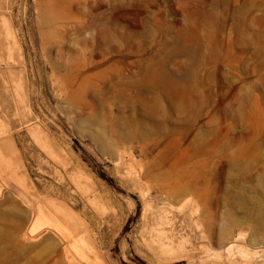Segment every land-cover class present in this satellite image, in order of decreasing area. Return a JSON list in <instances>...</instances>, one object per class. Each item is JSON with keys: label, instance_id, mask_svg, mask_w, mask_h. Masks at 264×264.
I'll use <instances>...</instances> for the list:
<instances>
[{"label": "rangeland", "instance_id": "obj_1", "mask_svg": "<svg viewBox=\"0 0 264 264\" xmlns=\"http://www.w3.org/2000/svg\"><path fill=\"white\" fill-rule=\"evenodd\" d=\"M261 217L264 0H0V264H264Z\"/></svg>", "mask_w": 264, "mask_h": 264}, {"label": "bare ground", "instance_id": "obj_2", "mask_svg": "<svg viewBox=\"0 0 264 264\" xmlns=\"http://www.w3.org/2000/svg\"><path fill=\"white\" fill-rule=\"evenodd\" d=\"M138 90H139V92H141L142 89L140 88V86H138ZM151 103H152V102H151ZM152 104H153V103H152ZM234 201H235V200H234ZM241 201H242V200H241ZM238 204H239V203H238ZM242 205L245 206V205H247V203L245 204V201H244ZM242 208H243V207H242ZM246 209H247V208H246ZM260 223H262V224L264 225V219H263L262 217L260 218ZM262 224H261V225H262ZM89 257H90V256H89ZM85 258H87V257H85ZM85 258H84V259H85ZM87 261H89V260H87Z\"/></svg>", "mask_w": 264, "mask_h": 264}]
</instances>
